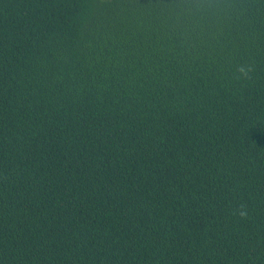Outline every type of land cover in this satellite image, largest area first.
Here are the masks:
<instances>
[{
	"label": "trees",
	"instance_id": "obj_1",
	"mask_svg": "<svg viewBox=\"0 0 264 264\" xmlns=\"http://www.w3.org/2000/svg\"><path fill=\"white\" fill-rule=\"evenodd\" d=\"M183 2L0 0V264H264V0Z\"/></svg>",
	"mask_w": 264,
	"mask_h": 264
},
{
	"label": "clouds",
	"instance_id": "obj_2",
	"mask_svg": "<svg viewBox=\"0 0 264 264\" xmlns=\"http://www.w3.org/2000/svg\"><path fill=\"white\" fill-rule=\"evenodd\" d=\"M237 6L238 0H204L203 3H198L197 0H184L183 3L174 5L184 16L189 17L184 20V26L187 28L202 27L205 22L208 27H220ZM177 24L180 25V17H177ZM240 71L243 78L250 79L255 71V65L247 64L241 67ZM237 214L241 218H246V206L241 205Z\"/></svg>",
	"mask_w": 264,
	"mask_h": 264
}]
</instances>
